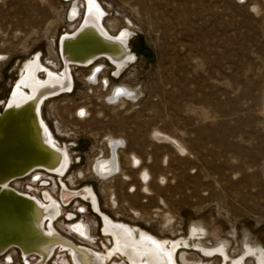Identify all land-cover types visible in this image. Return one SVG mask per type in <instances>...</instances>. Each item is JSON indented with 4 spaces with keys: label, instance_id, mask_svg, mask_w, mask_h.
I'll return each instance as SVG.
<instances>
[{
    "label": "rangeland",
    "instance_id": "rangeland-1",
    "mask_svg": "<svg viewBox=\"0 0 264 264\" xmlns=\"http://www.w3.org/2000/svg\"><path fill=\"white\" fill-rule=\"evenodd\" d=\"M97 1L111 34L133 32L136 59L118 79L98 60L104 68L91 84L90 67H74L73 92L44 102L43 118L57 140L73 142L63 182L92 185L103 213L159 238L185 236L196 225L205 229L206 246L225 240L231 254L245 242L264 248V0ZM69 3L0 0V101L35 51L45 66L60 68L57 38L80 20L66 18ZM114 84L134 96L109 102ZM108 137L120 142L119 171L103 179L91 168L110 154ZM45 178L35 194L45 187L55 196L57 180ZM75 207L65 210L84 220L97 248L108 244L97 216L87 205L82 214ZM181 252L188 264H220L198 250ZM62 256L48 264H61ZM116 262L125 264H110Z\"/></svg>",
    "mask_w": 264,
    "mask_h": 264
},
{
    "label": "bare ground",
    "instance_id": "bare-ground-1",
    "mask_svg": "<svg viewBox=\"0 0 264 264\" xmlns=\"http://www.w3.org/2000/svg\"><path fill=\"white\" fill-rule=\"evenodd\" d=\"M64 1L70 2L66 12L69 11V14H66V18L73 21L80 17V20L77 28L72 31L73 34L72 32L63 33L64 36L60 42L57 38L56 47L60 68L55 71L45 66L41 60V52L35 51L30 57L21 61L9 93L4 100L0 101V111L5 106V109L10 112L19 111L15 118L10 120L15 129L14 136L8 137L12 146L25 148L23 137L18 135L19 131L16 129L23 126V119L26 118L32 130L28 137H33L38 141L39 145L49 152L51 158L49 165L34 166L25 177H7L0 180V189L10 193L12 199L18 203L22 223L27 229V235L20 238L19 248L11 246L4 251L2 248L4 244L1 243L0 264H48L56 254H64L67 257L62 256L61 264H110L114 258H122L125 264H180L177 255L182 264H188L183 257V252L178 254L181 250H198L205 259L220 256L223 247L221 241L211 246L204 245L202 239L205 229L201 226L193 225L182 237L159 238L150 232L123 221H117L103 213L92 185L76 187L68 186L63 182V178L71 169L74 161V156L70 151L73 142L66 143L57 140L56 135L43 118L44 102L73 92L75 82L72 68L74 67H90L85 77L91 84L97 82L104 68V64L98 60L107 61L111 66V78L118 79L128 67L129 61L136 59V54H130L129 51V40L133 37V32L123 27L117 33L111 34V30L103 23L106 12L97 0ZM80 3H82V10L79 8ZM77 35H82L83 38L70 47L75 57H78V63H72L67 58L69 55H64L62 46L65 40H73ZM75 45L80 48L88 47L89 55L79 56V53L74 52L77 48L73 47ZM99 52L104 53L99 54ZM96 66L94 74L90 77ZM131 91L124 86L114 84L106 99L109 102H115L123 97H133L134 92ZM39 103L41 104V119L47 127L48 137H44L35 117V108ZM83 110L80 108L77 112L82 113ZM107 141L110 154L107 157L96 159L91 168L95 176L103 179H110L119 171L115 147L120 142L112 137H108ZM177 147L182 149L180 144ZM132 160L135 162L137 158L132 156ZM40 168L47 172L39 170ZM45 177L57 180L58 190L55 196L45 187L40 188L39 195L35 194L39 183L48 184ZM10 180L11 183L7 185ZM22 183L23 187H21ZM70 200L69 205L76 203V213H78V208L85 212V206L88 205L89 210L98 218V234L101 239L107 238L108 244H105L103 240L102 248H97L95 237L91 234V238H94L91 240L89 227L83 222L84 220L74 218L72 212L65 210L67 208L65 205ZM61 218L67 222L63 228H60L57 223ZM168 221L169 219L165 218V222ZM74 237L84 239L87 244L76 241ZM115 264L121 263L116 262Z\"/></svg>",
    "mask_w": 264,
    "mask_h": 264
},
{
    "label": "water",
    "instance_id": "water-1",
    "mask_svg": "<svg viewBox=\"0 0 264 264\" xmlns=\"http://www.w3.org/2000/svg\"><path fill=\"white\" fill-rule=\"evenodd\" d=\"M71 34H73V32ZM63 36L64 34L59 36L58 42H60ZM82 38V35H77L73 40H65L63 43V53L64 55L70 56L67 58L70 59L72 63H78V57H75L72 53L73 51H71L72 48L70 47ZM130 38L131 36L129 39ZM73 47L75 48L77 46L75 45ZM75 49L74 52H77V54L79 53V56L85 54V57H87L89 55L87 53V50L89 49L88 47H77ZM129 51L130 54H134L130 46ZM101 53L104 52H99V54ZM94 59H96V57ZM94 59L92 61H94ZM134 61L135 59L129 61V64ZM40 106L41 104L39 103L35 108V117L39 122L44 137H48L49 134L47 132V127L41 119ZM5 107L0 111V180H4L7 177L13 178L24 176L34 168V166L49 165L51 163L49 152L44 147L40 146L38 141L33 137H28V134L32 130L29 121L26 118L23 119V126L16 129L19 131L18 135L23 137V146L25 148L20 149L16 146H12V143L8 141V137L14 136L15 129L10 123V120L13 119V117L15 118V115L18 114L19 111L10 112L9 110H6ZM25 144H27V146ZM54 162H57V160H54ZM18 206V203L12 199L10 193H6L0 189V245L1 243L4 244L2 245L4 251L11 246L19 248L18 243H20V238L27 235V229L22 223L20 207Z\"/></svg>",
    "mask_w": 264,
    "mask_h": 264
},
{
    "label": "flooded vegetation",
    "instance_id": "flooded-vegetation-1",
    "mask_svg": "<svg viewBox=\"0 0 264 264\" xmlns=\"http://www.w3.org/2000/svg\"><path fill=\"white\" fill-rule=\"evenodd\" d=\"M104 62L107 65H109L107 63V61L104 60ZM56 193H57V191H56ZM87 207H88V205H87ZM88 209H89V207H88ZM62 221L64 224H67L66 221L64 222V219H62ZM220 241H221L223 247L221 249V253H220L221 255L219 257H216V259H218V263H222V264H247V261L252 260L253 261L252 264H264V248L263 247H258L256 244H248L247 242H245L241 246V249L236 252V254H231L226 249V245L224 244L225 240H220ZM208 260H209V258H208Z\"/></svg>",
    "mask_w": 264,
    "mask_h": 264
},
{
    "label": "built area",
    "instance_id": "built-area-1",
    "mask_svg": "<svg viewBox=\"0 0 264 264\" xmlns=\"http://www.w3.org/2000/svg\"><path fill=\"white\" fill-rule=\"evenodd\" d=\"M39 170H41V171H45V169H39ZM45 172H47V171H45ZM28 175V174H27ZM27 175H24V176H22V177H25V176H27ZM9 183H11V180L7 183V185L9 184ZM82 213H84V210H81L80 208H78V213L77 214H82ZM74 218H76V215L74 214Z\"/></svg>",
    "mask_w": 264,
    "mask_h": 264
}]
</instances>
